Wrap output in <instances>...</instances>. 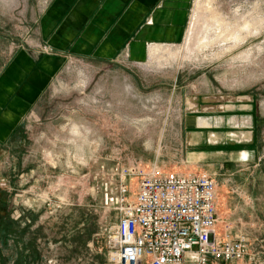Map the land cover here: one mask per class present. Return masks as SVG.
I'll return each instance as SVG.
<instances>
[{
    "label": "rangeland",
    "instance_id": "1",
    "mask_svg": "<svg viewBox=\"0 0 264 264\" xmlns=\"http://www.w3.org/2000/svg\"><path fill=\"white\" fill-rule=\"evenodd\" d=\"M8 1L0 67L28 29L27 10ZM161 48L145 66L70 57L35 113L0 143V264H107L117 214L98 190L106 171L139 159L188 173L177 163L182 84L255 106L261 160L217 177L218 214L231 209L250 239L254 259L235 264H264V0H193L183 41Z\"/></svg>",
    "mask_w": 264,
    "mask_h": 264
},
{
    "label": "crops",
    "instance_id": "2",
    "mask_svg": "<svg viewBox=\"0 0 264 264\" xmlns=\"http://www.w3.org/2000/svg\"><path fill=\"white\" fill-rule=\"evenodd\" d=\"M0 4L7 6L9 1ZM192 4L193 0H17L15 6L27 10L28 29L18 36L22 45L11 49L0 67V143L8 142L35 113L70 57L124 58L143 64L152 46L183 41ZM8 36L12 38V32ZM179 88L183 141L177 163L188 173L214 177L217 187V177L229 175L231 169L235 174L247 165H259L262 151L251 100L195 93L191 84ZM232 213L229 209L220 217L221 227L228 225L232 238L245 235L242 220L237 223Z\"/></svg>",
    "mask_w": 264,
    "mask_h": 264
},
{
    "label": "built area",
    "instance_id": "3",
    "mask_svg": "<svg viewBox=\"0 0 264 264\" xmlns=\"http://www.w3.org/2000/svg\"><path fill=\"white\" fill-rule=\"evenodd\" d=\"M117 214L106 234L107 264H235L254 259L246 235L221 227L217 182L166 173L139 159L113 165L98 186Z\"/></svg>",
    "mask_w": 264,
    "mask_h": 264
},
{
    "label": "bare ground",
    "instance_id": "4",
    "mask_svg": "<svg viewBox=\"0 0 264 264\" xmlns=\"http://www.w3.org/2000/svg\"><path fill=\"white\" fill-rule=\"evenodd\" d=\"M248 26V25H247ZM242 36V35H241ZM161 50H163L160 46H157V45H154V46H152L151 47V49H150V56H156V54L157 53H160L161 52ZM174 53V52H173ZM246 54V53H245ZM151 59V58H150ZM143 66H145L144 65V63H143Z\"/></svg>",
    "mask_w": 264,
    "mask_h": 264
}]
</instances>
